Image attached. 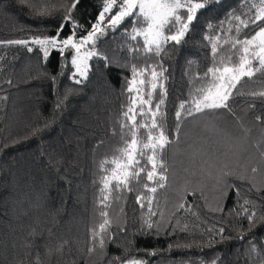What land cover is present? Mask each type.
Here are the masks:
<instances>
[{"label": "trees", "instance_id": "1", "mask_svg": "<svg viewBox=\"0 0 264 264\" xmlns=\"http://www.w3.org/2000/svg\"><path fill=\"white\" fill-rule=\"evenodd\" d=\"M73 2L0 0V264H264V97L252 95L264 91V71L232 90L230 110L185 113L179 132L175 117L182 101L213 80L204 78L208 68L234 51L238 57L225 41L258 31L249 26L237 34L229 22L230 14L250 20L258 0H220L160 55L146 52L141 36L131 39L133 27L146 26L135 16L108 25L113 9L99 24L97 54L79 80L72 78V48L45 57L31 44L53 36L79 40L93 30L104 0H78L71 20L64 19ZM17 40L27 43H6ZM153 69L162 75L154 79ZM134 79L145 81L140 94L152 92L153 108L166 90L164 168L149 181L152 166L141 160L137 168L145 171L131 180V191L102 193L123 147L120 124L136 98ZM152 83L163 89L153 91ZM103 161L109 163L101 167Z\"/></svg>", "mask_w": 264, "mask_h": 264}, {"label": "snow or ice", "instance_id": "2", "mask_svg": "<svg viewBox=\"0 0 264 264\" xmlns=\"http://www.w3.org/2000/svg\"><path fill=\"white\" fill-rule=\"evenodd\" d=\"M23 2V0H22ZM78 0H74L70 7H67V14L64 19L71 20L72 10L76 8ZM220 3V0H104L103 11L99 14L97 24L92 26L93 31L88 33V36L83 37L79 43H73V37L69 36L60 43L63 46L75 48L77 53L80 52L81 47L85 45L90 38L95 37V33L104 34L103 29L99 27V24L105 20V16L115 11L114 15L108 17L107 24L112 28H116L126 18L135 16L137 24H144L146 27H133L132 32L129 34L132 40H136L138 36L142 35L144 38V48L148 53H154L160 55L164 50V45L169 41L175 44L182 43L183 38L189 32L190 26L197 19V15L201 11H207L212 7H215ZM255 9L254 16L250 20L245 21L239 16L234 14L229 15V22L234 24V30L237 34L240 33L242 27L248 28L249 26H255L258 31L251 38L239 39L238 36L231 40L225 41V44L230 43V47L233 50H238V57L234 51L232 55H228L222 58L219 62L220 66L210 67L205 73L204 78L206 79L209 74L213 76V80L206 86L196 90L195 95L190 101H182L179 105V110L175 113L177 120L176 131L179 132V121L183 114L188 116L193 113L204 112L205 110H218V109H229L228 101L232 96L233 89L237 88V85L245 77L252 78L256 71H264V0H258V3L252 5ZM223 23V22H221ZM63 27V25H61ZM209 28L213 26L208 25ZM233 29H229L232 31ZM165 32L170 34L165 35ZM59 34V30H58ZM74 35V33H73ZM207 38V37H206ZM218 39V38H217ZM0 43H5L0 41ZM8 44H25L27 41H7ZM35 43L44 47L45 45H51L56 48L57 37H44L43 39L35 38ZM61 50H63L61 48ZM135 51V49H133ZM213 54L216 55L217 47L213 45ZM95 52H87L83 56V60L86 61L90 56L96 55ZM44 56H48V50L44 47ZM234 57L237 62L233 63ZM105 59H107L105 57ZM253 61L258 62L259 68H253ZM73 65L77 64V57L74 56L72 59ZM108 65H106L107 67ZM77 71L81 76L86 77V71L81 70L79 67ZM136 69L133 68L135 75ZM155 79L162 73H157L154 69L151 73ZM80 83V81H76ZM131 83V82H130ZM144 84L145 81H140ZM163 89L162 84L152 83L151 88L153 91L157 87ZM131 91V89H129ZM138 95L136 98L130 100L128 108L123 112V121L120 124L121 137L123 140V147L117 150V155L110 161L114 167L111 169V179L107 176L103 178L104 188L101 189L103 193L105 190H122L124 188H130V182L132 179L139 178L140 174L145 171L144 167L137 168L140 165L141 160H145L147 164H151L152 171H148L147 179L153 180L156 175V169L159 167L164 168L162 160L163 149L170 143L169 137L165 134L164 126L161 123L165 119V114L161 111V106L164 104L163 97L166 96V90L161 92V99L158 103L152 106V92L147 94V99L139 95V89H137ZM253 96L259 95L264 97V91L260 93H252ZM147 111H145V106ZM135 106H138V110ZM57 107H60L58 104ZM230 110V109H229ZM144 117L148 116L149 121L141 123L136 119V116ZM259 119V117H258ZM145 130L146 135L141 136L140 130ZM156 131L157 135L152 133ZM115 134V130H114ZM147 142H144V140ZM150 151L151 155H146V152ZM109 161H103L101 167ZM107 171V169H105ZM253 172L257 170L252 169ZM161 181L165 180L166 177L160 175ZM115 182V183H113ZM163 187V184L159 185ZM147 188V185H145ZM151 192H155L156 188H151ZM108 199L107 196L102 195L101 204ZM139 200L140 197H137ZM247 203V201H246ZM102 216H106L107 213H101ZM248 216L249 221H252L253 216ZM109 221L104 220V223L99 225L100 233L105 230L106 225ZM152 227L151 224L148 225ZM221 233L223 229L219 230ZM99 234L94 232L95 236ZM100 246L103 247V239L101 238ZM254 247V244H253ZM93 249H89V252ZM37 264H40L39 258ZM127 264H143L141 261L130 260ZM215 264V262H214Z\"/></svg>", "mask_w": 264, "mask_h": 264}, {"label": "rangeland", "instance_id": "3", "mask_svg": "<svg viewBox=\"0 0 264 264\" xmlns=\"http://www.w3.org/2000/svg\"><path fill=\"white\" fill-rule=\"evenodd\" d=\"M99 27H100V25H99ZM145 27H146V26H145ZM91 31H93V30H91ZM91 31H90V32H91ZM97 35H98V32L95 33V37H96ZM86 36H88V34H87ZM86 36H85V37H86ZM140 36L143 38L142 35H140ZM56 37H57V36H56ZM95 37H94V39H93V38H90V39L88 40V42H87L85 45H83V47H81L79 53H77V51H76L75 48L68 47V46H63L60 42L63 41L64 39H59L58 37H57V45H58V46H57L56 48H53L51 45H45L44 47L47 48L48 53H49L51 50H53V49L61 50V48H62V49L64 50V49H66V48H72V49L74 50V55H73V57H74V56L77 57V64H76V65H73L74 70H73V76H72V78H73L74 80H79V79H80L81 77H83V76H81V75L79 74V72L77 71V68L79 67L81 70H85V71H87V69H88V67H89V60H90L91 56H90L86 61H84L82 58H83V56H84L85 53H87V52H93V43H94ZM82 38H83V37H82ZM82 38H80L79 40H75V39L73 38V43H77V44H78L79 41H80ZM40 39H43V38H40ZM143 39H144V38H143ZM31 44H32L33 46L38 47V48L42 51V53L44 54V47H42L41 45L35 43V39L31 40ZM72 59H73V58H72ZM72 64H73V63H72ZM253 68H254V65H253ZM131 88H132V90H133L134 93H135V97H137V95H138L137 89H139V95L141 96L140 92H141V89H142V88H141V86H140V80H139V79H134V80L132 81ZM108 178L111 179V174H110V176H109ZM123 264H127V262H125V263H123Z\"/></svg>", "mask_w": 264, "mask_h": 264}]
</instances>
